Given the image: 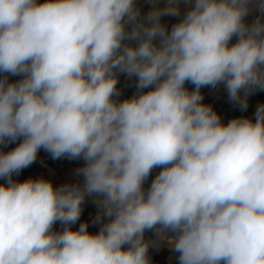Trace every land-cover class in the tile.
Listing matches in <instances>:
<instances>
[{
	"label": "clouds",
	"instance_id": "9594fccd",
	"mask_svg": "<svg viewBox=\"0 0 264 264\" xmlns=\"http://www.w3.org/2000/svg\"><path fill=\"white\" fill-rule=\"evenodd\" d=\"M150 4L0 0V264H149L146 231L178 264H264V104L225 124L201 92L264 90V0ZM40 149L83 183L14 180ZM86 197L95 234L72 227Z\"/></svg>",
	"mask_w": 264,
	"mask_h": 264
},
{
	"label": "crops",
	"instance_id": "0c3cea01",
	"mask_svg": "<svg viewBox=\"0 0 264 264\" xmlns=\"http://www.w3.org/2000/svg\"><path fill=\"white\" fill-rule=\"evenodd\" d=\"M43 2V0H40ZM137 6L141 8L142 13H147L151 7L150 0H136ZM161 6H163V0H161ZM183 7V6H182ZM183 14V13H182ZM257 11H252L245 19L248 23H251L257 15ZM179 17L164 16L161 18V22L165 24L169 30L171 26L178 22ZM236 38L234 37L231 43H235ZM10 81H16L20 79L18 76H9ZM135 78H128L124 74H120L117 88L120 89L121 95L120 100L130 98L135 92ZM185 86L194 89V85L186 82ZM147 91V89L145 90ZM201 92L203 94V101L207 102L213 107H228L234 102L230 101L228 98L227 91L223 85L217 88H212L210 86L202 87ZM264 104V90L257 89L253 94L248 96V108L245 111L240 109H235L230 112L225 117V124L237 117H248L255 119L254 113L258 105ZM19 143V141H17ZM16 144H9L4 151H8L15 147ZM82 159H69L67 157H62L59 159H53L51 154L40 149L37 154L36 161L29 167L23 169L20 174L13 175V179L16 181H24L26 179H38L44 178L50 180L55 187H58L65 183H83V177L76 174V170L84 165ZM161 168H154L145 182L144 187L147 188L152 179L161 171ZM3 179H0V183H4ZM100 211L98 205L94 202L92 197H86L82 205V213L80 219L76 224L72 225L73 229H78L79 224L87 222L89 227L88 231L90 233H97L103 222H106L107 218H103L100 223H94V220ZM54 230H62V226L59 222L54 225ZM145 240L149 243V264H178V254L172 250V245L168 243L167 240L160 238L153 231L145 232ZM126 247V246H125Z\"/></svg>",
	"mask_w": 264,
	"mask_h": 264
},
{
	"label": "built area",
	"instance_id": "2783aa9c",
	"mask_svg": "<svg viewBox=\"0 0 264 264\" xmlns=\"http://www.w3.org/2000/svg\"><path fill=\"white\" fill-rule=\"evenodd\" d=\"M189 91H191V90H193L191 87H187V86H185ZM203 103H205V104H208L207 102H205V101H202ZM208 105H210V104H208ZM212 108L220 115V117H221V120H222V122L223 123H225L224 121V119H225V117L230 113V112H232V111H234L235 109H240L239 108V106L236 104V103H234V104H232V105H230V106H228V107H213L212 106Z\"/></svg>",
	"mask_w": 264,
	"mask_h": 264
}]
</instances>
